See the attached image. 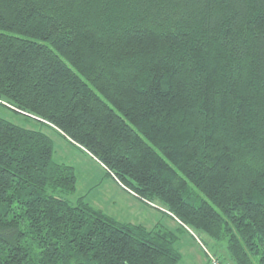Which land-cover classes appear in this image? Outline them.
Masks as SVG:
<instances>
[{"label":"trees","instance_id":"trees-1","mask_svg":"<svg viewBox=\"0 0 264 264\" xmlns=\"http://www.w3.org/2000/svg\"><path fill=\"white\" fill-rule=\"evenodd\" d=\"M0 264H176L171 231L78 197L57 130L137 196L264 264V0H0Z\"/></svg>","mask_w":264,"mask_h":264},{"label":"rangeland","instance_id":"rangeland-1","mask_svg":"<svg viewBox=\"0 0 264 264\" xmlns=\"http://www.w3.org/2000/svg\"><path fill=\"white\" fill-rule=\"evenodd\" d=\"M0 116L19 125L33 126L32 121L1 105ZM42 130L52 140L54 159L72 165L75 169L77 183L74 194L70 196L72 202L81 197L120 221L175 233V246L181 253V259L176 264H211L208 253L214 255L220 264H235L224 239H213L198 229L183 225L159 201H148L137 196L107 174L94 157L69 142L57 130L48 127Z\"/></svg>","mask_w":264,"mask_h":264},{"label":"built area","instance_id":"built-area-1","mask_svg":"<svg viewBox=\"0 0 264 264\" xmlns=\"http://www.w3.org/2000/svg\"><path fill=\"white\" fill-rule=\"evenodd\" d=\"M208 259L210 261L211 259V264H220L219 260L215 259L216 257L214 255H211L210 253H208Z\"/></svg>","mask_w":264,"mask_h":264}]
</instances>
